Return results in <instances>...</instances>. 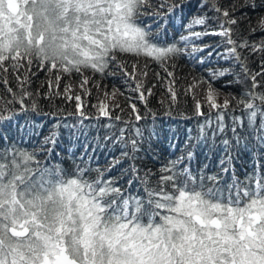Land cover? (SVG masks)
<instances>
[{"label": "snow or ice", "instance_id": "6c2138e0", "mask_svg": "<svg viewBox=\"0 0 264 264\" xmlns=\"http://www.w3.org/2000/svg\"><path fill=\"white\" fill-rule=\"evenodd\" d=\"M166 3L163 0L161 7ZM208 5L223 18L219 31L207 27L206 14L194 16L186 25L188 34L167 43L160 39L163 26L153 32L150 25L138 23L142 16L159 17L158 12L144 11L151 7V0H0V83L11 94L10 98L0 96V125L16 115L10 105L18 103L24 110L25 100L33 97L25 87L30 83L28 74L33 66L49 73L55 70L57 87L61 80L59 73L78 74L79 87L85 95L90 94L85 86L91 80L86 73L99 74L101 78L115 77L117 72L109 70L114 66L123 74L125 83L130 80L135 84L130 90L146 105L156 85L145 89L149 67L147 63L143 66L139 63L143 57L171 78L165 83L175 104L176 77L168 70L169 63L183 55L194 58L196 53L210 47L193 44L194 40L220 36L231 46L224 58L234 57L247 74L248 69L232 39V29L225 26L237 24V19L230 16L229 9H222L218 0H204L201 7ZM176 7L180 5L169 6V13ZM230 7L236 10L235 3ZM243 7L255 11L257 7H264V0L260 5L256 0H244ZM196 26H203L204 30L193 31ZM258 27L264 31V16L260 17ZM238 46L264 52V40L258 45L244 40ZM214 51H209L208 56ZM125 56L135 58L131 72L127 70L128 62L121 59ZM204 62V58L198 60L200 64ZM20 69H24L23 75L19 74ZM9 71L18 82V92L7 87ZM229 73L227 68L209 70L211 80L201 77L185 90L195 100L196 114L204 115L201 109L205 105L196 99L194 89L200 84L207 85L205 100L209 111L217 114L220 133L226 130L224 114L231 100L224 96L221 102V93L211 81ZM156 76L161 79L159 72ZM257 76L264 79V69L251 75V89L243 93L246 100L235 96L231 99L243 105L248 128L256 134L258 147L264 149V91H256L264 84ZM94 86L99 89V82ZM51 87L49 80V96ZM72 91V85L65 84V98L75 99L77 112L87 119L81 110L84 106L81 95L73 96ZM104 95L105 101L93 107L101 116L112 120V111L120 105H109L107 101H115L117 95L124 93L114 85L112 92ZM31 107L36 110L35 101ZM130 107L135 120L140 121L142 117L136 105L132 103ZM114 119L119 121L121 117L116 115ZM233 122L242 123L240 117H234ZM129 123L124 121L125 125ZM133 130L136 137L130 140L133 155L125 151L121 159L135 160V153L140 151L143 132L135 126ZM125 131L126 128L120 129L119 141H123ZM232 133L235 145L228 139L222 141L224 156L214 174L206 173L208 164L196 173L188 165L180 167L185 160L181 156L168 160L159 169L153 186L151 171H145L140 177V170L133 164L131 171L134 179L140 180L143 195L129 191L133 179L127 181L128 189H125L118 186L120 178L107 176L121 159H113L108 167L101 169L90 167L81 157L79 163L74 161L71 173L60 164H46L39 153H47L45 160L52 155L59 137L57 131H52L32 151L15 143L9 146V138L0 136V264H264V169L257 164L255 172L244 181L233 172L231 182L221 183L222 174L230 171L232 148L241 144L235 127ZM205 135V126L201 125L197 142ZM48 144L53 147L45 148ZM193 157V152L188 151L187 161L191 162ZM91 172L96 173L95 178H90Z\"/></svg>", "mask_w": 264, "mask_h": 264}, {"label": "trees", "instance_id": "16d2710c", "mask_svg": "<svg viewBox=\"0 0 264 264\" xmlns=\"http://www.w3.org/2000/svg\"><path fill=\"white\" fill-rule=\"evenodd\" d=\"M163 0H151V7L144 9L146 12L159 13L156 15L142 16L138 23L150 25L153 32L158 30V26H163L161 41L171 43L178 41L180 35H187L186 25L194 16L207 15V27L219 31V25L222 22L220 13L210 10V5L201 7L204 0H167L164 7H161ZM173 3L180 7L173 8L169 13L168 8ZM222 9H229L230 16L237 19L235 25H225L232 29V39L236 41L237 53L240 60L244 62L248 69L246 74L242 71L240 63L234 57L224 58L230 45L226 39L220 36H206L201 40H194L192 43L198 46L210 45L205 51L196 53L195 57L183 55L168 65V70L172 71L176 77L177 101L172 103L171 97L167 91L166 80L171 79L155 63L141 57L139 63L143 66L148 64L149 73L146 78L145 89L152 88V95L147 97L145 105L138 99V94L130 89L135 84L130 80L124 82L123 74L114 66L109 70L117 72L115 77L105 76L101 78L99 74L92 75L91 80L85 87L90 90V94L85 95L79 87L81 77L73 73L71 76L59 73L61 80L59 86L56 85V71L49 73L47 70H40L33 66L28 74L30 83L25 85L27 90L31 91L33 97L25 100L26 108L21 110L20 104L10 105L16 112V115L10 122L0 125V136H7L9 146L15 143L17 147L32 151L39 148L45 137L52 131H57L59 137L53 149L52 155L45 160L46 152L39 153V158L44 160L49 166L60 164L67 172L71 173L74 168V161L80 162L81 157L90 167L101 169L109 166L113 159H121L122 152H128L132 156L130 140L136 139L133 126L139 127L143 132V138L140 140V151L135 153V160L122 158L121 163L107 174L108 177L120 178L118 186L128 189L127 181L133 179V185L129 191L135 195H143V187L139 179H134L131 166L140 170V177L144 176L145 171L150 170L153 174V186L159 176V169L164 166L168 160H175L181 156L185 157L184 164L190 166L194 173L204 164H208L207 174L217 172L219 161L224 156V146L222 141L228 139L235 145L232 128L235 127L241 139L239 147L232 148V164L230 171L222 174V181L231 182L233 172L240 181H244L246 176L253 174L256 165L260 164L264 169V149L258 147L256 134L248 128L247 117L243 105H238L237 100L231 99L235 96L237 99L243 97L246 90L251 89V75L261 72L264 69V52H253L251 48H239V44L247 40L250 45L260 44L264 40V31L258 27L261 16H264V7H257L253 11L250 7H243L244 0H218ZM235 3L236 10L232 11L230 5ZM260 5L261 0H256ZM166 21V23H165ZM255 28L253 32L251 29ZM203 26H196L193 31H203ZM179 46L183 47V44ZM211 57L209 51H213ZM187 51H191L189 47ZM200 58H204L203 64L198 63ZM128 62L127 70L131 72V64L135 61L134 57H121ZM175 63V67H172ZM229 69L230 73L215 81H211L212 86L219 90L221 95L228 96L231 104L224 114L225 132L220 133L217 130L216 112L209 111L205 100L206 84H200L194 89L196 99L200 100L205 106L201 109L204 115H197L195 100L191 94H186L185 90L193 83L203 77L205 80H211L209 70L216 71ZM160 73L161 79H157L156 73ZM31 73H35L32 75ZM20 75L24 74V69H20ZM8 85L14 91H19L18 82L11 71L7 74ZM49 80L52 81L51 95L49 96ZM257 80L264 84V79L257 76ZM99 82V89L94 84ZM72 85L71 95L80 94L83 103L82 111L87 115L84 119L77 112V101L67 99L64 95L65 84ZM116 86L124 93L123 96L117 95L116 100H108L112 105L119 103L120 108L112 111L113 119L101 116L93 105L105 101L104 93H111L113 86ZM256 91H264V87L257 88ZM59 92L61 95H56ZM38 93V95H36ZM9 93L3 83H0V96L10 98ZM131 98V99H129ZM245 100L247 97H243ZM35 101L37 108L32 110V102ZM134 103L142 117L140 121L135 120V114H132L130 104ZM122 109V110H121ZM120 115L119 121L114 117ZM240 117L242 123L234 124L233 118ZM124 121H130L128 125ZM208 121L211 123L209 124ZM111 124L112 127H108ZM58 125V127H56ZM205 126V138L197 142L200 135V126ZM126 128L123 141H119L120 129ZM190 130V131H189ZM215 132V135L213 133ZM245 144L247 147H245ZM125 145H128L126 148ZM45 148L53 147L51 144L44 145ZM71 150V151H70ZM193 152L194 157L191 162L187 161L186 154ZM89 157L91 160L89 161ZM155 157V158H154ZM83 167V165H81ZM228 166V165H225ZM123 174V175H122ZM90 178H95L96 173H89ZM122 176V178H121Z\"/></svg>", "mask_w": 264, "mask_h": 264}, {"label": "rangeland", "instance_id": "374dc122", "mask_svg": "<svg viewBox=\"0 0 264 264\" xmlns=\"http://www.w3.org/2000/svg\"><path fill=\"white\" fill-rule=\"evenodd\" d=\"M223 98H224V96H223V95H221V96H220V100H221V102H222Z\"/></svg>", "mask_w": 264, "mask_h": 264}]
</instances>
